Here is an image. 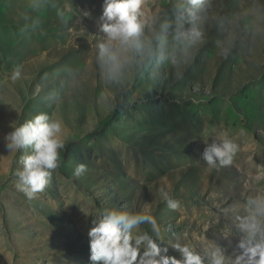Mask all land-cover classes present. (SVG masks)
<instances>
[{
  "label": "rangeland",
  "instance_id": "1",
  "mask_svg": "<svg viewBox=\"0 0 264 264\" xmlns=\"http://www.w3.org/2000/svg\"><path fill=\"white\" fill-rule=\"evenodd\" d=\"M102 13L103 0H0V264H93L88 231L109 207L154 216L159 233L143 223L133 236L169 256L187 244L202 264L217 248L234 264L243 221L264 238V0H143V47L119 52L116 70L99 57ZM41 113L63 122L65 148L28 200L14 173L31 149L5 138ZM225 135L233 163L211 168L203 151Z\"/></svg>",
  "mask_w": 264,
  "mask_h": 264
},
{
  "label": "clouds",
  "instance_id": "2",
  "mask_svg": "<svg viewBox=\"0 0 264 264\" xmlns=\"http://www.w3.org/2000/svg\"><path fill=\"white\" fill-rule=\"evenodd\" d=\"M202 2L203 0H189L193 9L198 8ZM142 3L143 0H103L101 19L104 22L101 30L106 33V39L98 45L99 57L101 60L107 59L112 70L118 68L119 52H132L143 47L141 36L144 25L139 19ZM189 14L193 27L188 33V39L195 44L203 35L195 26V22L201 17L194 10H190ZM150 50L149 41V54ZM62 130V121L41 113L14 127L6 135V148L9 151L31 149L30 154L22 159L23 168L14 173L17 189L28 200L34 199L45 190L50 182V170L59 166L61 152L65 148V142L61 138ZM213 134H207L206 140ZM217 139L207 144L202 158L211 168L230 166L238 151V145L226 135ZM86 172L87 166L81 163L76 166L73 174L78 178ZM161 194L170 209L176 210L180 207V202L168 192L161 190ZM143 223L150 224L152 230L159 233L160 226L155 217L139 211L109 207L97 213L92 220L93 226L88 231L90 261L93 264L101 261L102 264H202L201 256L187 244L174 245L181 256V259H177L167 255L168 248H161L147 232L133 236V230ZM242 227L249 235L239 241L238 247L242 252L234 264H264V238H255L260 230L259 225L245 220ZM211 264H223V256L218 248L211 252Z\"/></svg>",
  "mask_w": 264,
  "mask_h": 264
}]
</instances>
